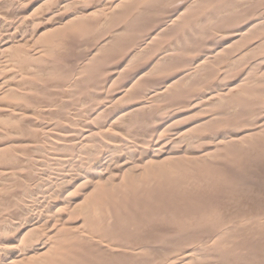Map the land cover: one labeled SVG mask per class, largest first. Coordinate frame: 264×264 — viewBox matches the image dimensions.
I'll return each instance as SVG.
<instances>
[{"label": "rangeland", "instance_id": "obj_1", "mask_svg": "<svg viewBox=\"0 0 264 264\" xmlns=\"http://www.w3.org/2000/svg\"><path fill=\"white\" fill-rule=\"evenodd\" d=\"M188 2L0 0V256L264 264V0Z\"/></svg>", "mask_w": 264, "mask_h": 264}, {"label": "bare ground", "instance_id": "obj_2", "mask_svg": "<svg viewBox=\"0 0 264 264\" xmlns=\"http://www.w3.org/2000/svg\"><path fill=\"white\" fill-rule=\"evenodd\" d=\"M107 1V0H106ZM184 1V0H183ZM207 0H189V2H188V0H187V2H188V4L186 5V7L188 8H190L191 9V7L192 8H194L195 9V7H198V5H199V7H200V5H202L203 4V7L205 6L204 5V3L206 2ZM209 1V0H208ZM207 1V2H208ZM206 2V3H207ZM212 2V1H211ZM219 2V1H218ZM222 4V3H221ZM228 4V3H227ZM26 5V4H25ZM24 5V6H25ZM39 5V4H38ZM207 5V4H206ZM214 5V4H213ZM3 6V5H2ZM191 6V7H190ZM193 6H195V7H193ZM222 6V5H221ZM230 6V5H229ZM202 7V8H203ZM36 8V7H35ZM215 8V7H214ZM228 8V7H227ZM226 8V9H227ZM225 9V8H224ZM223 9V10H224ZM1 10V9H0ZM19 10V9H18ZM20 10H21V8H20ZM23 10V9H22ZM21 10V11H22ZM33 10V9H32ZM36 10H37V8H36ZM185 10V9H184ZM207 10V9H206ZM187 11V10H186ZM185 11V12H186ZM195 11V10H194ZM19 13V12H18ZM22 13H23V11H22ZM34 13H35V10H34ZM180 13H181V11H180ZM183 13H184V11H183ZM30 14V13H29ZM19 15H20V17L22 16L20 13H19ZM23 17V16H22ZM26 17V16H25ZM152 17V16H151ZM156 17V16H155ZM15 19H16V21H15ZM250 19V18H249ZM6 21V20H5ZM7 21H9V20H7ZM6 21V22H7ZM11 21V20H10ZM25 18H14V21H13V23L14 22H17L16 24H18V25H20V27H21V25H23L24 23H25ZM24 22V23H23ZM11 23V22H10ZM21 23V24H20ZM15 28V27H14ZM18 28H19V26H18ZM16 30V29H15ZM20 32V31H19ZM21 34V33H20ZM23 34H24V32H23ZM24 38V37H23ZM2 44H4V43H2V42H0V46L2 45ZM123 48H124V46H122ZM122 49V48H121ZM120 49V50H121ZM26 50V49H25ZM30 50V49H29ZM29 50H28V52H29ZM31 51V50H30ZM45 51V50H44ZM117 51V50H116ZM23 52V51H22ZM24 53V52H23ZM121 53V52H120ZM25 54V53H24ZM30 56V55H29ZM27 57H28V55H27ZM14 59V58H13ZM24 59V58H23ZM26 60V59H25ZM15 61V60H14ZM19 61H22V60H19ZM28 62H29V60H28ZM192 62V61H191ZM108 63V62H107ZM116 63V62H115ZM111 64V63H110ZM119 64V63H118ZM10 65V64H9ZM35 65V64H34ZM101 65V64H100ZM100 65H99V67H100ZM14 66H15V63H14ZM102 66V65H101ZM112 67H113V65H111ZM200 66V65H199ZM17 67H18V65H17ZM20 67V66H19ZM26 67V66H25ZM97 67V66H96ZM114 67H115V65H114ZM36 68V67H35ZM107 68V67H106ZM194 68V67H193ZM23 69V68H22ZM27 69V68H26ZM25 69V70H26ZM30 69V68H29ZM100 69V68H99ZM96 70V69H95ZM196 70V69H195ZM28 71V70H27ZM183 71V70H182ZM85 72V71H84ZM101 72V71H100ZM107 72V71H106ZM113 72V71H112ZM21 73V72H20ZM27 73V72H26ZM68 73V72H67ZM70 73V72H69ZM80 73V72H79ZM96 73H97V70H96ZM99 73V72H98ZM104 73H105V71H104ZM33 74V73H32ZM71 74V73H70ZM100 74V73H99ZM98 74V75H99ZM101 74H103L102 72H101ZM28 75V74H27ZM82 75V74H81ZM105 75V74H104ZM39 76V75H38ZM41 77V76H40ZM73 77V76H72ZM99 77V76H98ZM93 78V77H92ZM20 79V78H19ZM97 79V78H96ZM100 79V78H99ZM102 79V78H101ZM18 80V79H17ZM67 80V79H66ZM65 80V81H66ZM70 80V79H69ZM103 80V79H102ZM23 81V80H22ZM28 82H29V80H27ZM75 81V80H74ZM244 81V80H243ZM34 82V81H33ZM6 83V82H5ZM30 83V82H29ZM9 85V84H8ZM13 85V84H12ZM39 85V84H38ZM98 86V85H97ZM20 87H22V86H20ZM26 87V86H25ZM19 88V87H18ZM30 88V87H29ZM84 88V87H83ZM12 89V88H11ZM72 89V88H71ZM233 89V88H232ZM17 91H19V90H17ZM37 91V90H36ZM128 91V90H127ZM90 92V91H89ZM71 93V92H70ZM99 93V92H98ZM159 92H157V94H158ZM10 94V93H9ZM32 94V93H31ZM30 94V95H31ZM13 95V94H12ZM11 95V96H12ZM21 95V94H20ZM27 96H28V94H26ZM40 95V94H39ZM44 95V94H43ZM96 95V94H95ZM6 96V95H5ZM18 96H19V94H18ZM36 96V95H35ZM71 96V95H70ZM33 97V96H32ZM44 97V96H43ZM18 98V97H17ZM26 98V97H25ZM13 99V98H12ZM30 99H32V98H30ZM3 100H4V98H3ZM121 100V99H120ZM43 101V100H42ZM47 101V100H46ZM9 102V101H8ZM18 103H19V101H17ZM25 102V101H24ZM96 102V101H95ZM13 103V102H12ZM11 103V104H12ZM16 103V102H15ZM35 103V102H34ZM37 103V102H36ZM24 104V103H23ZM29 104V103H28ZM99 104V103H98ZM19 106V105H18ZM90 106H92V105H90ZM110 106V105H109ZM3 107V106H2ZM32 107V106H31ZM101 107V106H100ZM107 107V106H106ZM113 107H115V106H113ZM144 107V106H143ZM15 108V107H14ZM36 108H37V106H36ZM98 108V107H97ZM29 109H30V107H29ZM62 109V108H61ZM108 109V108H107ZM60 110V109H59ZM63 110V109H62ZM81 110V109H80ZM93 110V109H92ZM101 110V109H100ZM4 111V110H3ZM17 111V110H16ZM109 111V110H108ZM16 113V112H15ZM35 113V112H34ZM151 113V112H150ZM101 114H103V113H101ZM100 114V115H101ZM129 115V114H128ZM131 115V114H130ZM3 116V115H2ZM23 116V115H22ZM44 116V115H43ZM138 116V115H137ZM18 117V116H17ZM25 117V116H24ZM29 117V116H28ZM121 117V116H120ZM148 117V116H147ZM5 118V117H4ZM27 118V117H26ZM31 118V117H30ZM138 118H140V117H138ZM34 119V118H33ZM36 119V118H35ZM116 119V118H115ZM141 119V118H140ZM15 120V119H14ZM21 120H23V119H21ZM2 121H4V120H2ZM10 121H12V120H10ZM18 121V120H17ZM20 121V120H19ZM24 121V120H23ZM48 121V120H47ZM73 121V120H72ZM107 121V120H106ZM116 121V120H115ZM118 121V120H117ZM62 122V121H61ZM71 123V122H70ZM87 123V122H86ZM113 123V122H112ZM123 123V122H122ZM125 123V122H124ZM123 123V124H124ZM130 123V122H129ZM10 124H13V123H10ZM59 124V123H58ZM131 124V123H130ZM19 125V124H18ZM60 125H61V123H60ZM94 125V124H93ZM8 126V125H7ZM68 126V125H67ZM97 126V125H96ZM42 127V126H41ZM44 127H46V126H44ZM69 127V126H68ZM19 128H20V125H19ZM18 128V129H19ZM70 128V127H69ZM95 128V127H94ZM115 128V127H114ZM21 129V128H20ZM34 130L36 129V128H33ZM40 129V128H39ZM50 129V128H49ZM74 129V128H73ZM2 130V129H1ZM26 130V129H25ZM44 130V129H43ZM63 130V129H62ZM86 130V129H85ZM88 130V129H87ZM72 131V130H71ZM112 131V130H111ZM110 131V132H111ZM131 131H133V130H131ZM23 132V131H22ZM84 132V131H83ZM5 133V132H4ZM54 133V132H53ZM111 133H113V132H111ZM1 134V133H0ZM6 134V133H5ZM27 134V133H26ZM76 134V133H75ZM80 134V133H79ZM118 134V133H117ZM130 134V133H129ZM8 135V134H7ZM19 135V134H18ZM43 135V134H42ZM91 135V134H90ZM92 135H93V133H92ZM124 135V134H123ZM127 135H128V133H127ZM60 136H62V135H60ZM70 136V135H69ZM68 136V137H69ZM81 135H79V137H80ZM87 136H89V134L87 135ZM2 137V136H1ZM9 137V136H8ZM16 137V136H15ZM78 137V138H79ZM85 137V136H84ZM119 137V136H118ZM122 137V136H121ZM134 137V136H133ZM56 138V137H55ZM70 138V137H69ZM208 138V137H207ZM213 140H218L219 138H221V137H219V136H217V135H213L212 137H211ZM2 139V138H1ZM21 139V138H20ZM39 139V138H38ZM130 139V138H129ZM27 140V139H26ZM63 140V139H62ZM75 140V139H74ZM114 140V139H113ZM42 141V140H41ZM46 141V140H45ZM54 141V140H53ZM83 141V140H82ZM115 141V140H114ZM219 141V140H218ZM59 142V141H58ZM70 142V141H69ZM215 142V141H214ZM221 142V141H220ZM4 143V142H3ZM7 143V142H6ZM12 143V142H11ZM29 143V142H28ZM49 143V142H48ZM60 143H62V142H60ZM212 143V142H211ZM65 144V143H64ZM76 144V143H75ZM81 144V143H80ZM84 144V143H83ZM118 144V143H117ZM121 144V143H120ZM213 144V143H212ZM34 145V144H33ZM65 145H67V144H65ZM12 146V145H11ZM20 146V145H19ZM62 146H63V144H62ZM72 146V145H71ZM78 146V145H77ZM81 146V145H80ZM118 146V145H117ZM123 146V145H122ZM6 147V146H5ZM13 147V146H12ZM24 147V146H23ZM26 147V146H25ZM36 147H38V146H36ZM3 148V147H2ZM20 148V147H19ZM46 148V147H45ZM54 148V147H53ZM71 148H73V147H71ZM82 148V147H81ZM81 148H79V149H81ZM4 149H6V148H4ZM85 149V148H84ZM114 149H116V148H114ZM2 150V149H1ZM31 150V149H30ZM42 150V149H41ZM40 150V151H41ZM45 150V149H44ZM55 150V149H54ZM72 150V149H71ZM113 150V149H112ZM22 151V150H21ZM57 151V150H56ZM109 151V150H108ZM7 152V151H6ZM59 152V151H58ZM79 152V151H78ZM3 153V152H2ZM5 153V152H4ZM41 153V152H40ZM55 153H57V152H55ZM82 150H80V152H79V154L77 155V157H80V158H82L83 159V157L85 156V155H82ZM84 153H85V150H84ZM158 153V152H157ZM162 153V152H161ZM58 154V153H57ZM66 154V153H65ZM117 154V153H116ZM2 155V154H1ZM6 155V154H5ZM19 155V154H18ZM20 156V155H19ZM3 157V156H2ZM9 157H10V155H9ZM112 157V156H111ZM0 158H1V156H0ZM4 158V157H3ZM22 158V157H21ZM79 158V159H80ZM86 158V157H85ZM169 158V157H168ZM56 159V158H55ZM59 159V158H58ZM66 159V158H65ZM106 159V158H105ZM28 160V159H27ZM67 160V159H66ZM78 160V159H77ZM109 160V159H108ZM150 160V159H149ZM8 161V160H7ZM53 161V160H52ZM65 161V160H64ZM107 160H102V161H100V162H98V164H96V165H94V166H91V167H86V170H85V173L89 176V177H91V178H93V177H95V175H96V173H98V172H100L101 171V169L103 170V168H104V165H105V162H106ZM26 162V161H25ZM148 162H150V161H148ZM6 163V162H5ZM60 163V162H59ZM130 163V162H129ZM67 164V163H66ZM106 164H107V162H106ZM48 165V164H47ZM73 165V164H72ZM33 166V165H32ZM90 166V165H89ZM48 167V166H47ZM74 167V166H73ZM28 168V167H27ZM49 168V167H48ZM76 168V167H75ZM82 168V167H81ZM9 169V168H8ZM22 169V168H21ZM26 169V168H25ZM46 169V168H45ZM106 169V168H105ZM51 170V169H50ZM61 170H62V168H61ZM83 170V169H82ZM108 170V169H107ZM22 171V170H21ZM84 171V170H83ZM13 172V171H12ZM21 173V172H20ZM24 173V172H23ZM22 173V174H23ZM37 173V172H36ZM83 173V172H82ZM103 173H104V171H103ZM108 173V172H107ZM101 174V173H100ZM27 175V174H26ZM63 175V174H62ZM73 175V174H72ZM85 175V174H84ZM83 175V176H84ZM2 176V175H1ZM9 176V175H8ZM14 176V175H13ZM16 176V175H15ZM80 176V175H79ZM88 176H87V178H88ZM85 177V176H84ZM83 177V178H84ZM45 178V177H44ZM82 178V177H81ZM80 178V179H81ZM102 178V177H101ZM22 179V178H21ZM20 179V180H21ZM72 179V178H71ZM10 180H11V177H10ZM50 180H52V179H50ZM64 180V179H63ZM8 181V180H7ZM70 181V180H69ZM87 181H89V180H87ZM86 181V182H87ZM102 181V180H101ZM14 182H15V180H14ZM14 182H12V183H14ZM21 182V181H20ZM37 182V181H36ZM65 182V181H64ZM100 182V181H99ZM106 182V181H105ZM42 183V182H41ZM103 183V182H102ZM4 184V183H3ZM37 184V183H36ZM36 184H35V186H36ZM52 184V183H51ZM54 184V183H53ZM83 184V183H82ZM84 184H87V183H84ZM50 185V184H49ZM44 186V185H43ZM85 186V185H84ZM89 186V185H88ZM96 186V185H95ZM2 187V186H1ZM30 187V186H29ZM4 187H2L1 189H3ZM23 188V187H22ZM26 188V187H25ZM24 188V189H25ZM57 188V187H56ZM0 189V190H1ZM20 189V188H19ZM23 189V190H24ZM39 189V188H38ZM62 189V188H61ZM82 189V188H81ZM4 190H6V192L5 193H7V190L8 189H5L4 188ZM34 190V189H33ZM36 190V189H35ZM41 190V189H40ZM78 190V189H77ZM80 190V189H79ZM3 190H1V192H2ZM24 192V191H23ZM26 192V191H25ZM28 193H30V192H28ZM40 193V192H39ZM24 194V193H23ZM0 195H1V193H0ZM2 195H5L4 194V192H2ZM7 195V194H6ZM29 195V194H28ZM56 195V194H55ZM73 195V194H72ZM10 196V193H8V196H7V198ZM69 196H70V194H69ZM79 196V195H78ZM6 197V196H5ZM36 197V196H35ZM40 197V196H39ZM2 198H3V196H2ZM1 198V199H2ZM13 198V197H12ZM68 198V197H67ZM6 199V198H5ZM9 199V198H8ZM15 199V198H14ZM18 199H20L21 201L24 199V196L22 195V196H19L18 197ZM43 199V198H42ZM1 201V200H0ZM2 201H3V199H2ZM2 201H1V203H2ZM6 201V200H5ZM54 201V200H53ZM69 201V200H68ZM4 203V202H3ZM26 203V202H25ZM52 203V202H51ZM68 203V202H67ZM4 204H6V202L4 203ZM24 204V203H23ZM126 204V203H125ZM129 205V204H128ZM27 206V205H26ZM66 206V205H65ZM134 206V205H133ZM21 207V206H20ZM127 207V206H126ZM132 207V206H131ZM63 208V207H62ZM59 209V208H58ZM68 209V208H67ZM58 211V210H57ZM56 211V212H57ZM59 212V211H58ZM107 212V211H106ZM113 212V211H112ZM7 213V212H6ZM60 213H61V211H60ZM66 213V212H65ZM108 213V212H107ZM57 214V213H56ZM97 214V213H96ZM121 214V213H120ZM45 215V214H44ZM48 215V214H47ZM119 215V214H118ZM123 215V214H122ZM49 216H51V215H49ZM120 216V215H119ZM26 217V216H25ZM18 218V217H17ZM60 218V217H59ZM13 220V219H12ZM123 220V219H122ZM45 221V220H44ZM48 222V221H47ZM3 223V222H2ZM35 223V222H34ZM5 224V223H4ZM18 224V223H17ZM2 225V224H1ZM13 225V224H12ZM38 225V224H37ZM44 225V224H43ZM1 227V226H0ZM38 227V226H37ZM51 227V226H50ZM34 228H36V227H34ZM47 228V227H46ZM30 230V229H29ZM30 232V231H29ZM29 232H28V234H29ZM32 232V231H31ZM30 232V233H31ZM217 232V231H216ZM245 233V232H244ZM15 234V233H14ZM27 234V235H28ZM47 234V233H46ZM226 234V233H225ZM262 234V233H261ZM25 236H26V234H25ZM69 236V235H68ZM5 237V236H4ZM70 237V236H69ZM68 237V238H69ZM122 237V236H121ZM190 237V236H189ZM223 237H225V236H223ZM249 237V236H248ZM30 238V237H29ZM66 238V237H65ZM193 238V237H192ZM23 239H26L25 237L23 238ZM76 239H77V237H76ZM195 239V238H194ZM222 239V238H221ZM35 240V239H34ZM53 240V239H52ZM66 240V239H65ZM64 240V241H65ZM216 240H218V239H216ZM220 240V239H219ZM247 240V239H246ZM253 240H254V238H253ZM67 241V240H66ZM177 241V240H176ZM27 242V241H26ZM173 242V241H172ZM181 242V241H180ZM179 242V243H180ZM72 243V242H71ZM76 243V242H75ZM77 243H78V241H77ZM219 243V242H218ZM246 243V242H245ZM33 244V243H32ZM45 244V243H44ZM67 244V243H66ZM167 244V243H166ZM174 244V243H173ZM181 244V243H180ZM215 244V243H214ZM247 244V243H246ZM21 244H19V246H20ZM33 245H35V244H33ZM53 245V244H52ZM80 245H81V243H80ZM182 245V244H181ZM201 245V244H200ZM204 245V244H203ZM45 246V245H44ZM57 246H59V245H57ZM74 246V245H73ZM72 246V247H73ZM76 246V245H75ZM229 246V245H228ZM12 247V246H11ZM50 247V246H49ZM70 247V246H69ZM210 247V246H209ZM2 248V247H1ZM0 248V249H1ZM3 248H5V246L3 247ZM3 248H2V250H3ZM7 249H9L8 247H6ZM42 248H43V246H42ZM41 248V249H42ZM62 248V247H61ZM60 248V249H61ZM219 248V247H218ZM225 248V247H224ZM78 249V248H77ZM207 249V248H206ZM220 249V248H219ZM1 250V251H2ZM16 250V249H15ZM64 250V249H63ZM67 250V249H66ZM68 250H69V248H68ZM73 250V249H72ZM226 250V249H225ZM6 253L5 254H1L2 256H0V264L1 263H4L5 262V260H7L8 261V264H11V262H12V264H13V262L14 261H16V263H17V260H16V258L17 259H20L19 257H20V252H17L16 253V251H15V253H13V251L12 250H4ZM23 251H24V249H23ZM43 251V250H42ZM120 251V250H119ZM3 252V251H2ZM45 252V251H44ZM53 252V251H52ZM59 252V251H58ZM81 252V251H80ZM83 252V251H82ZM86 252V251H85ZM113 252V251H112ZM211 252V251H210ZM1 253V252H0ZM4 253V252H3ZM10 253V254H9ZM12 253L14 254L13 256H12ZM22 253V252H21ZM89 253V252H88ZM219 253H220V251H219ZM25 254V253H24ZM44 254V253H43ZM61 254V253H60ZM194 254V253H193ZM38 255V254H37ZM52 255V254H51ZM93 255V254H92ZM91 255V256H92ZM228 255V254H227ZM63 256V255H62ZM61 256V257H62ZM74 256V255H73ZM112 256V255H111ZM169 256V255H168ZM189 256V255H188ZM3 257H5V258H3ZM24 257V256H23ZM36 257V256H35ZM46 257V256H45ZM49 257V256H48ZM64 257V256H63ZM66 257V256H65ZM78 257V256H77ZM152 257V256H151ZM182 257V256H181ZM193 257V256H192ZM31 258H32V256H31ZM40 258V257H39ZM42 258V257H41ZM58 258V257H57ZM81 258V257H80ZM84 258V257H83ZM166 258V257H165ZM24 259V258H23ZM33 259H34V257H33ZM44 259V258H43ZM42 259V260H43ZM65 259V258H64ZM64 259H62L63 261H64ZM76 259V258H75ZM95 259V258H94ZM102 259V258H101ZM109 259V258H108ZM142 259V258H141ZM35 260V259H34ZM39 260V259H38ZM45 260V259H44ZM72 260V259H71ZM80 260V259H79ZM107 260V259H106ZM137 260V259H136ZM146 260V259H145ZM153 260V259H152ZM181 260V259H180ZM28 261V260H27ZM46 261V260H45ZM62 261V262H63ZM101 261V260H100ZM100 261H98V262H100ZM35 262V261H34ZM40 262V261H39ZM67 262V261H66ZM65 262V263H66ZM69 262V261H68ZM67 262V263H68ZM71 262V261H70ZM69 262V263H70ZM97 262V261H96ZM110 262V261H109ZM133 262V261H132ZM143 262V261H142ZM172 262H173V260H172ZM175 262H177V261H175ZM190 262V261H189ZM36 263V262H35ZM38 263V262H37ZM50 263V262H49ZM55 262H53V264H54ZM141 263V262H140ZM174 263V262H173ZM5 264V263H4ZM22 264V263H21ZM26 264V263H25ZM43 264V263H42ZM105 264V263H104ZM109 264V263H108ZM121 264V263H120ZM132 264V263H131ZM145 264V263H144ZM172 264V263H171ZM183 264V263H182ZM186 264V263H185Z\"/></svg>", "mask_w": 264, "mask_h": 264}]
</instances>
